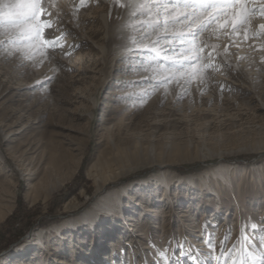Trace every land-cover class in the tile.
Instances as JSON below:
<instances>
[{"label":"rangeland","instance_id":"374dc122","mask_svg":"<svg viewBox=\"0 0 264 264\" xmlns=\"http://www.w3.org/2000/svg\"><path fill=\"white\" fill-rule=\"evenodd\" d=\"M130 2L142 0H44L45 38L62 36L68 55L0 26V264H193L181 242L216 264L225 236L227 252L242 233L264 248V0L243 6L236 31L241 5L208 9L220 14L196 39L215 59L189 80L176 73L178 84L155 83L151 57L130 49L168 45L195 22L175 4L133 17ZM112 146L118 165L87 174ZM148 201L162 204L155 215Z\"/></svg>","mask_w":264,"mask_h":264},{"label":"snow or ice","instance_id":"6c2138e0","mask_svg":"<svg viewBox=\"0 0 264 264\" xmlns=\"http://www.w3.org/2000/svg\"><path fill=\"white\" fill-rule=\"evenodd\" d=\"M81 4L85 0H80ZM119 2V0H117ZM249 0H142L140 3L130 2L126 7L137 9L132 13L133 17L143 15L145 10L151 11L152 7L162 8L166 4H175L178 7L185 9L180 14V18H188L193 27L187 33H177L173 35L172 41L165 46L160 45V40L165 39V36L158 37L155 41H150V45L144 48L130 49L143 54L144 56L151 57L148 61L149 66L152 67L154 76L158 77L155 83L157 84H172L179 83L176 79V73H182L185 80L194 77L199 71V65L207 60L209 63L204 67H211V61L215 59L214 51L215 45L209 46L204 42L201 47V42L196 39V34L204 29H207L216 20L220 12L209 13L208 9H215L219 5L220 11H223L228 4L241 5V8L234 10L232 20V30L236 31V22L242 21L245 17L247 5ZM256 9H251L255 11ZM167 11V9H165ZM264 12V9H261ZM47 10L44 6V0H0V26L7 25L21 34V36L37 45V50L43 48L45 50L51 49L53 52L60 51L64 55L65 45L61 43L62 36H56L52 39H46V29L52 28ZM169 21H165L168 23ZM141 22L140 27H143ZM159 26V22L155 25ZM264 28V25L260 26ZM148 33H143L142 36L132 39V43H138L140 40L147 39ZM179 41L177 44L176 42ZM211 48V51L208 49ZM227 51V49H225ZM172 55H169V54ZM39 83V81H37ZM253 227H256L253 225ZM228 237L220 243L219 254L214 257L216 264H228L229 257H232L231 264H264V248L257 246L255 242L246 245L245 241L249 238L246 234H241L237 242L233 243L232 247L225 252V245ZM264 240V238H261ZM184 243L181 242L177 247L180 251V256H190L193 264H202V261L195 256H191V251H184ZM210 249L215 246L212 240L206 241ZM175 257V251L173 253ZM224 258L223 261L221 258ZM147 264V261H145ZM173 264H181L179 258L173 260Z\"/></svg>","mask_w":264,"mask_h":264},{"label":"bare ground","instance_id":"6f19581e","mask_svg":"<svg viewBox=\"0 0 264 264\" xmlns=\"http://www.w3.org/2000/svg\"><path fill=\"white\" fill-rule=\"evenodd\" d=\"M124 151H121L119 149H114V147H109L106 151H101L100 153L98 152L95 156V158L93 160H90L87 165H86V173L87 174H90V173H95L96 172H101L111 166H115V165H118V162L123 158V153ZM63 164V160L62 159H56L54 161V166L57 167V168H60V166ZM242 170H245V168H243ZM217 172L221 173L220 169H217ZM116 176H110L109 178H115ZM107 181H100V182H97V187H96V191H101L105 188V185H106ZM162 192L161 194L159 195V198L164 194V191L166 192L167 190V187L169 185V182L168 180H164L162 181ZM164 190V191H163ZM156 195V194H155ZM153 196V197H156V196ZM160 200V199H159ZM151 202V200H149ZM148 201V203L146 205H144V208L143 210H146L148 212H151L153 213L154 215L156 214V210L158 208H161L162 207V204H157V205H153L151 204L150 202ZM101 204V210H105V211H108V212H114V209H113V206H111L110 204L108 203H105L104 201L100 203ZM148 213L144 212L143 215H146ZM140 216V215H139ZM139 216H136V215H133V214H128V215H124V220L125 221H129L127 224L129 226H134L135 227V231H138V227L140 226V221H139ZM144 219V216L141 220ZM95 220V217L93 216H90L88 218V224H92ZM189 224H192V222H189ZM137 237H140V241L141 240H145L146 238H148V234H146L145 232H141L139 230V232H137L136 234ZM37 237H34L32 239L33 244H37ZM36 241V242H35ZM100 243L103 244L104 241L103 240H100ZM140 246V252L142 255H144L146 253V251H150L152 250V245L150 243H147V242H142L141 244H139ZM175 255H178L175 253ZM176 258H179V257H176Z\"/></svg>","mask_w":264,"mask_h":264}]
</instances>
